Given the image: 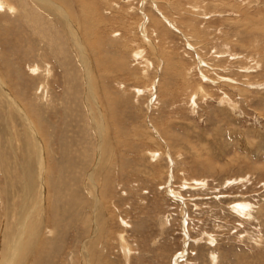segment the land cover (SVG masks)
<instances>
[{"label":"rangeland","instance_id":"obj_1","mask_svg":"<svg viewBox=\"0 0 264 264\" xmlns=\"http://www.w3.org/2000/svg\"><path fill=\"white\" fill-rule=\"evenodd\" d=\"M0 264H264V0H0Z\"/></svg>","mask_w":264,"mask_h":264},{"label":"bare ground","instance_id":"obj_2","mask_svg":"<svg viewBox=\"0 0 264 264\" xmlns=\"http://www.w3.org/2000/svg\"><path fill=\"white\" fill-rule=\"evenodd\" d=\"M202 92H203V89H202ZM203 93H204V92H203ZM25 118L27 119V117H25ZM38 143H39V147H41V150H40V151H41V155H42V146H41V142L38 141ZM243 207H244V206H243ZM17 241H18V240H17ZM17 241H16V242H17ZM18 245H19V244H18Z\"/></svg>","mask_w":264,"mask_h":264}]
</instances>
